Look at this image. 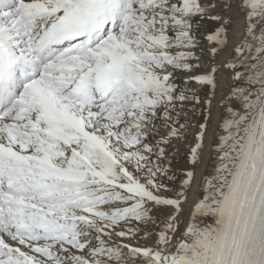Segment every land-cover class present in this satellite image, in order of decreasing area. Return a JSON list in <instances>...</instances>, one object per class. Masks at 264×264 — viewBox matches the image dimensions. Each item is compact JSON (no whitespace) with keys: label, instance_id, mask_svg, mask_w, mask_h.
<instances>
[{"label":"snow or ice","instance_id":"6c2138e0","mask_svg":"<svg viewBox=\"0 0 264 264\" xmlns=\"http://www.w3.org/2000/svg\"><path fill=\"white\" fill-rule=\"evenodd\" d=\"M0 264H264V0H0Z\"/></svg>","mask_w":264,"mask_h":264},{"label":"bare ground","instance_id":"6f19581e","mask_svg":"<svg viewBox=\"0 0 264 264\" xmlns=\"http://www.w3.org/2000/svg\"><path fill=\"white\" fill-rule=\"evenodd\" d=\"M233 16V21L234 23L230 26L231 27V31L229 33L230 36V40L231 42L234 44L236 43L240 37L243 34V18L241 15H239L237 12H233L232 13ZM216 27L215 24L211 23V22H205L204 27L201 31L200 34V38L201 41L204 44H207V41L204 39V36L210 32L211 30H213ZM228 56V53L225 52L224 54H222L218 59H217V63H221L223 62ZM207 60V58H205ZM226 74L229 75V80H225V76ZM228 77V76H227ZM219 88L217 89V93H216V97L215 100L213 102V106H212V118H211V124L205 139V144L206 147L204 148L203 151V158H202V162L196 167L195 172H196V182L193 185L192 191L189 194V200L188 203L185 204L184 206V212L183 215L181 216L180 220H181V224H180V230L183 231L184 227L186 226V224L189 221V217H190V213L192 211V206L193 204L196 202V200L200 197L201 195V180L204 176H208L212 173L213 167H214V161H215V157L213 154V147L215 144V132L218 130V125L221 123L222 117H223V108L220 105V100L221 97L224 93H226L229 89V86L231 84V79H230V73H228L227 71H221L219 74ZM204 91L207 95V89H201L199 94H204ZM194 119V122L196 125H198L201 122V116L198 114L195 116H192ZM192 133L194 132L195 135L194 137H191L190 135H188V139H187V146L184 145H180L178 144L177 147L180 150H184V151H180L178 152L179 155H176L178 157H175V161L174 163L179 166V170L180 172L178 173V176H182L183 172L187 169H189L191 167V165L189 164V146H194L195 144V139H196V132L197 129H193L191 131ZM186 141V140H184ZM193 144V145H192ZM186 151V152H185ZM175 166V165H174ZM176 168V167H175ZM178 170V171H179ZM179 182V180H178ZM158 215H161V213H157ZM200 222L203 224H211L213 223V219L211 217H201L200 218ZM145 243L151 244L152 241H140V244L143 245Z\"/></svg>","mask_w":264,"mask_h":264},{"label":"rangeland","instance_id":"374dc122","mask_svg":"<svg viewBox=\"0 0 264 264\" xmlns=\"http://www.w3.org/2000/svg\"><path fill=\"white\" fill-rule=\"evenodd\" d=\"M227 76H228V77H227ZM224 78H225V80H229V75L226 74V76H225ZM182 79H183V78H181V80H182ZM193 87H195V84H194V83H193ZM200 95H201L202 98H203L204 96H206L205 91H204V94L201 93ZM192 107H193V106H192L191 104L188 105V108H189V109H191ZM194 114H195V116L198 115V114L200 115V112L197 111V112H195V113H192V112L189 113V115L191 116L192 123H193V127L190 128L189 131H188V135H190L191 137H194V135H195V133H194V132L192 133L191 131H192L193 129H197V127H196L197 125L195 124L194 119H193V117H192V116H194ZM188 135H187V136H188ZM187 139H188V137L186 138V141H181L179 144H180V145L187 146V143H188V142H187ZM192 145H193V144H192ZM190 147H191V146H189V148H190ZM180 151L182 152V151H184V150H180ZM180 151H179V152H180ZM185 152H186V151H185ZM179 154H180V153H179ZM179 154H176V155H179ZM176 157H178V156H176ZM176 164H177V163H176ZM176 164L174 163V165H175L174 168L176 167L175 169L177 170V173H179V172H180V170H179L180 168H179V166H177ZM178 170H179V171H178ZM177 183H179V182L177 181Z\"/></svg>","mask_w":264,"mask_h":264}]
</instances>
